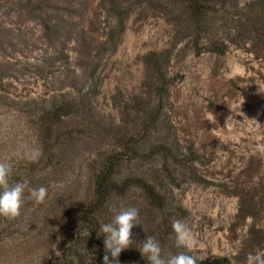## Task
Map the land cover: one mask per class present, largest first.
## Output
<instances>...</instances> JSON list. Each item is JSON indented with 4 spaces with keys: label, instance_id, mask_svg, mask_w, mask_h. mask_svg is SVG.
<instances>
[{
    "label": "rangeland",
    "instance_id": "1",
    "mask_svg": "<svg viewBox=\"0 0 264 264\" xmlns=\"http://www.w3.org/2000/svg\"><path fill=\"white\" fill-rule=\"evenodd\" d=\"M102 1L0 0V94L44 103L96 85L95 114L133 126L123 109L141 92L142 57L172 48L168 69L175 80L157 136L169 138L179 152L196 154L193 169L203 179L180 175L178 185H167L173 205L185 211L173 221L192 229L205 260L226 256L246 264L249 253L264 250V155L252 154L264 146V130L256 127L264 126V0L252 9L262 24L220 31L229 45L224 55L197 53L160 9L142 0H130L117 49L102 52L113 23ZM32 126L30 118L1 104L0 137L32 140ZM137 167L146 173L153 165Z\"/></svg>",
    "mask_w": 264,
    "mask_h": 264
},
{
    "label": "trees",
    "instance_id": "2",
    "mask_svg": "<svg viewBox=\"0 0 264 264\" xmlns=\"http://www.w3.org/2000/svg\"><path fill=\"white\" fill-rule=\"evenodd\" d=\"M257 2L260 5L258 0H142L141 4L160 9L177 34L190 39L197 53L224 55L229 45L219 38L220 31L263 23L260 13L252 11ZM102 4L113 23L100 50L114 52L132 3L103 0ZM204 41L205 47H200ZM172 56V48L143 55L141 92L123 109L133 126L106 122L95 114L96 85L77 94L61 93L44 103L16 101L0 94V106L30 118L34 131L32 140L18 143L0 137V160L12 164L13 183L48 190L39 204L26 191L20 216L0 217V264H103L106 253L100 226L113 220V206L117 210L136 207L141 218L140 226L132 229L133 245L120 254L118 264H148L138 251L147 237H155L164 254L187 251L177 247L172 228L173 216L185 211L173 205L167 185H178L180 175L199 182L203 179L193 169L196 154L179 152L169 138L157 136L164 128L168 88L175 80L168 69ZM36 148L42 155L30 160L28 153ZM141 162L153 168L141 173L137 167ZM85 174L88 186L83 190ZM197 264L232 263L220 256Z\"/></svg>",
    "mask_w": 264,
    "mask_h": 264
},
{
    "label": "clouds",
    "instance_id": "3",
    "mask_svg": "<svg viewBox=\"0 0 264 264\" xmlns=\"http://www.w3.org/2000/svg\"><path fill=\"white\" fill-rule=\"evenodd\" d=\"M256 127L264 130V126L257 122ZM252 154L264 155V146L253 149ZM41 155L42 150L36 148L28 153V158L36 160ZM12 175V164L7 159L0 160V217L6 219H15L20 216L26 191L29 198L37 204L43 203L48 194L47 188L43 186L29 188L25 182L13 183L11 181ZM110 210L116 213L113 220L100 226L106 253L103 257V264H118L120 254L132 247L134 242L132 229L140 226L141 218L139 209L136 207L117 210L113 206ZM172 228L175 233L177 247L187 251L175 255L164 254L160 242L155 237H147L146 240L140 243L141 246L138 251L148 261V264H197L198 260L202 262L207 258V253L199 250L200 242L196 235L184 221L174 220ZM84 234L87 237L90 236V232L86 231ZM246 264H264V250L257 249L254 253H249L246 257Z\"/></svg>",
    "mask_w": 264,
    "mask_h": 264
}]
</instances>
